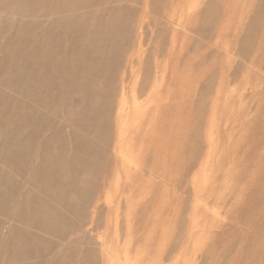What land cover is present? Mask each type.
Returning a JSON list of instances; mask_svg holds the SVG:
<instances>
[{
  "label": "rangeland",
  "instance_id": "rangeland-1",
  "mask_svg": "<svg viewBox=\"0 0 264 264\" xmlns=\"http://www.w3.org/2000/svg\"><path fill=\"white\" fill-rule=\"evenodd\" d=\"M89 3L0 0V89L17 82L0 103V264L31 261L13 235L60 225L35 197L72 219L20 241L43 246L37 264H264V0ZM97 32L103 66L60 74L73 34L87 62ZM76 139L83 166L56 184L43 165L73 163Z\"/></svg>",
  "mask_w": 264,
  "mask_h": 264
},
{
  "label": "bare ground",
  "instance_id": "bare-ground-1",
  "mask_svg": "<svg viewBox=\"0 0 264 264\" xmlns=\"http://www.w3.org/2000/svg\"><path fill=\"white\" fill-rule=\"evenodd\" d=\"M95 1L96 0H90L89 6H91ZM39 3H41V2H38V4ZM106 9H108V7ZM86 17H88V14ZM120 22L123 23V19ZM24 24H25V26H28L30 24V22L26 21ZM25 28L26 27H23L22 30H25ZM77 29H79V26H76L75 28L73 27L72 30H70V33H72V31L74 33H77ZM120 29H122V28H120ZM43 37H44V35H43ZM80 41H81V39L78 37V35L75 36L73 34V37L70 38V44H69L70 53L67 55H64V54L59 55L58 54L60 57H62V58H60L61 61H60V65L58 66L60 74L63 73L64 70H66L67 68H69L72 65H74L76 67H81V68L86 67L88 69H97V68H100L101 66H103L104 61L106 59V56L109 54L111 47L106 46V44H104L103 42L100 41L99 33L97 32L96 34H94V38L92 40V43L88 46V48L86 50V60L85 61H87V62H82L84 60H82V58H80L81 55H85L84 54L85 51L79 52V50H78V48H79L78 45H79ZM29 45L31 46L33 44L28 42V35L26 34V46H29ZM32 47H34V45ZM59 51H60V53L62 51L65 52V50L63 48L62 49L60 48ZM38 56L42 57V55H38ZM90 58H92V61L94 60V62H92ZM50 60H51V58H49V56H48V57H45V59H43V60H42V58L40 59L39 57H37L31 61L30 60H27V61H29V63L33 64L31 66L30 70L34 69V70H37L38 72H41V73H42V70H44V73H45L46 69L48 68V64H49L48 62H50ZM24 67H26V65ZM24 69L27 71L26 68H24ZM30 70L28 69V71H30ZM20 71L21 70H19V72ZM52 78H53V80L55 79L54 76H52ZM34 80L31 83V86H30L31 88H34V85H35V84H33ZM6 83H7L6 84L7 88H5V85H4L3 88L0 89V92H2V94L0 93V103H5L9 106H12V105H10V103H12V100L16 97V95H14L13 93L15 92L14 89H15V85L17 82H16L15 78L12 77V78L8 79L6 81ZM54 83L57 84L56 82H53L52 84H54ZM52 84H49L48 90L51 88ZM36 90H40V88H37ZM39 92L40 91H38L37 93H39ZM37 107H40V106H37ZM42 108H44V107H42ZM9 109H10V107H9ZM42 110H44V109H42ZM144 113H146V111ZM68 121H71V120H68ZM32 122L34 123V120ZM85 144L80 139H76V143L74 146H77V149L78 148L79 149L76 150L77 153L74 157L73 163L55 164V163H58V162H55L54 164H50V165L44 164L42 171H44V172L46 171V173H50L53 176V179H54L56 184H60V185L63 184L65 182V176L64 175H66V174L67 175H74V174H76V172L79 169L82 168L85 159H83V157L80 153H82V154L84 153L83 150L85 148L84 147ZM6 145L11 147V144H9V143H6ZM94 148L95 147L92 146L91 151H90L92 156L95 155L96 150ZM86 150H87V148H86ZM84 155H85V153H84ZM51 165H52V167H51V171H50L48 169V167ZM65 169H66V171H65ZM72 181H73V183L70 181V183H68V185L65 188H63L65 191L64 194L66 195V197L68 199L67 205H65V206H69L70 210L74 209L76 202L78 203V201H76V195H77L76 188H77V186L73 188L75 181L74 180H72ZM35 200H36V202L34 200H33V202L36 204L35 208L38 209V211H39V213L36 212V214H38V216L42 215V213H41L42 208L45 210H50L51 212H53V213H50V215H53V216L56 215L57 216V217L55 216V220L52 223L46 224V225H54L56 223L60 224V225L53 226L51 229L46 228V230H44V232L42 231V233H38L37 232L38 230L34 229V230L30 231L31 233H29V236L26 234H23V235L18 234V235H13L11 238H9L8 244L12 243V245H13V243H14V246H15L14 249H16V251L14 249L12 251V256H13L12 259L15 260L16 262H17V260H19V262L22 260L21 263H27L26 260L28 258V259H31V261L28 264H31L32 262L34 264H37L38 259L42 256L41 251L43 249V246L41 249L38 248L37 250H33L32 252L28 251V254H27V252L19 253V251L21 250V249H19V246H18V244H20V241H21V243H24L25 246H30L31 243H38L39 244V243H42V238L50 237V233L46 232L47 230H55L58 232H60V231L62 232L63 230H65V228L62 227V226H64L62 223L71 225L70 224L71 223L70 221H72L71 214L61 212L62 210H66L65 207L61 208L59 210V213H57V211L56 212L53 211L52 206L48 205L45 200L39 199L37 197H35ZM46 212L49 214V211H46ZM59 214H61L62 216ZM40 224H42V221L40 222ZM60 226H61V228H60ZM18 229H20V225H19ZM32 231H34V232H32ZM44 246H46V245L44 244ZM69 257L70 258L66 257V258L61 259V260H64L65 262H61L60 259H57L55 264H76L75 261L71 258V256H69Z\"/></svg>",
  "mask_w": 264,
  "mask_h": 264
}]
</instances>
